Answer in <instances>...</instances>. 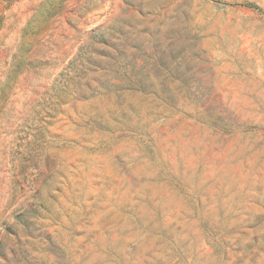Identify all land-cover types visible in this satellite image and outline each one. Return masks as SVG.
Segmentation results:
<instances>
[{
    "label": "rangeland",
    "instance_id": "1",
    "mask_svg": "<svg viewBox=\"0 0 264 264\" xmlns=\"http://www.w3.org/2000/svg\"><path fill=\"white\" fill-rule=\"evenodd\" d=\"M0 264H264V0H0Z\"/></svg>",
    "mask_w": 264,
    "mask_h": 264
},
{
    "label": "trees",
    "instance_id": "2",
    "mask_svg": "<svg viewBox=\"0 0 264 264\" xmlns=\"http://www.w3.org/2000/svg\"><path fill=\"white\" fill-rule=\"evenodd\" d=\"M246 6H249V7H251L250 5H246Z\"/></svg>",
    "mask_w": 264,
    "mask_h": 264
}]
</instances>
